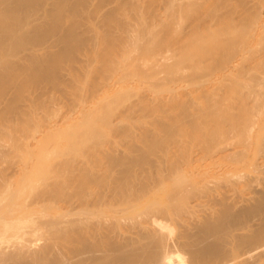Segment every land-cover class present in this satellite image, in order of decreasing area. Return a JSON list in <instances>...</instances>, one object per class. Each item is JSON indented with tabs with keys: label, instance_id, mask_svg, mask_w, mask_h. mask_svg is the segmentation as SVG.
<instances>
[{
	"label": "bare ground",
	"instance_id": "1",
	"mask_svg": "<svg viewBox=\"0 0 264 264\" xmlns=\"http://www.w3.org/2000/svg\"><path fill=\"white\" fill-rule=\"evenodd\" d=\"M158 1H151L150 10L146 9L148 1L144 3L147 16H143V0H110L93 13V22L87 27L91 32L104 26L106 32L94 33L86 44L73 28V20L86 13L79 7L82 0H0V264H264V150L250 153L251 143L247 144L264 113V79H259L263 86L258 84L256 89L251 82H244L250 86L246 91L247 85L236 82L235 75L233 79L236 70L241 71L238 67L224 72L227 76L211 87L206 76L202 75L204 80L199 77L209 70L202 62L216 60L221 52L225 59L228 54L219 48L230 50L233 33H241L237 34L240 25L237 28L233 25L237 22L228 19L221 23L225 25L222 35L232 39L221 41L219 35L220 39L214 40V32H210L218 23L214 12L226 8L227 0H215L221 7L216 4V9L204 6L203 10L194 0ZM191 5L202 13L194 10L198 16L195 25L188 23L190 29L182 21L197 15ZM207 8L211 9L207 12L213 11L211 15L205 12L210 27L208 19L200 18L208 17L202 16ZM176 11L180 19L184 15L179 28L174 23L179 18L174 19ZM72 13L74 16H69ZM213 13L214 18L210 17ZM218 13L224 14L223 10ZM197 18L206 22L203 27L207 30L199 27L202 23L198 20V25ZM114 25L120 33L115 54L94 66L95 71L104 76L106 69L118 64L124 68L134 58L136 69L130 68V63L127 71L139 68L148 84L156 86L152 89L160 91L161 87L168 89L164 82H174L181 69L199 63L203 71L190 74L191 81H205L208 88L176 89L152 102L153 98L147 100L150 95L141 94L137 104H128L119 114L114 106L121 100L103 97L79 109L73 106V116L49 122L48 129L45 124L43 133H30L38 117L31 112L30 103L15 106L9 99L15 84L58 85L63 70L74 66L63 64L70 57L77 59L82 45L83 52H110L107 33ZM133 52L137 57L132 58ZM122 68L121 76L128 73ZM79 70L83 71V66ZM241 74L238 72L239 77ZM97 83L95 87H99ZM241 89L250 95L246 97ZM153 90L144 91L150 94ZM54 99L46 102L44 113H49ZM65 117L81 124H75L76 129L72 122L65 132ZM3 122L17 130L2 132ZM104 129L109 133L127 129V139L134 135L137 140V156L124 170L118 169L116 148L104 151ZM142 129L163 130L165 135L158 140L150 130ZM227 129L232 135L227 136ZM152 156L160 159L161 165L147 171L144 166L154 163L149 161ZM133 167H142L141 176H131Z\"/></svg>",
	"mask_w": 264,
	"mask_h": 264
},
{
	"label": "rangeland",
	"instance_id": "2",
	"mask_svg": "<svg viewBox=\"0 0 264 264\" xmlns=\"http://www.w3.org/2000/svg\"><path fill=\"white\" fill-rule=\"evenodd\" d=\"M151 1H154V0H143V2H141L143 4V5L140 4L142 6L141 12H142L143 16L144 15L147 16L146 13H145V12H147L146 9L150 10L151 7L154 5V3L152 4ZM157 1L158 0H155V3ZM161 1H163V0H161ZM161 1H158V2H161ZM195 1H198L197 5H198L199 8H201L203 6L201 10H203L204 6L206 8L208 6L210 7V6H213V5L217 4V3H215V0H210V2L211 1L213 2V3L211 2L212 4H210L209 0H204L205 5H202L204 3H202L201 1H203V0H194V2ZM199 1L201 2L200 4H199ZM218 1L221 2V1H224V0H217L216 2H218ZM146 2H147L148 5H146V9H145V4L144 3H146ZM220 2H219V6L217 4L218 7H221L220 6ZM226 2H228L227 4L230 5V6H227ZM109 3H110V0H82V2L80 3L79 7L85 9L86 13H85V16L84 15L82 16V18H80L81 14H79L78 18L73 20V24L75 25L73 28H75L77 30V32L80 35V39L84 43L90 44V37L93 36L94 33L96 35H102L103 31L106 32L107 28L104 27V26H101L99 29H96L95 31H91V32L87 31V27H89L91 25V23L93 22L92 21L93 13L96 10L101 9L102 7L106 6ZM224 3H225L226 8L223 6V4H221L224 7V9L223 8L219 9L216 6V8H217L216 11L217 12L216 11L214 12L215 16L217 18L216 21H218L219 25L221 23L223 24L224 20H227V19L230 20V21H233V22H237V24L233 23V25L235 27H237V28L240 25L238 30L240 29L241 31H237V34L239 32H241V33L243 32L244 34L240 33L241 35L240 34L235 35L236 33H233L234 34V38L232 36L227 37L228 34H226V33L223 34L224 35L223 36L222 35V32L224 30L222 28L223 25L221 24L220 29H218L219 25H218V23H216L215 19H213L212 23L215 21V23L217 24V25L216 24L213 25V27L216 26L214 29L215 30L217 29L218 32H216L217 30L215 31L214 29H212V31H210L211 30L210 29V30H208V32L210 31L212 34L214 32V34H213V35H215V37L213 36L214 40H216V39H218L220 37L222 39H220V38L219 39L221 41L222 40L224 41V40L230 39V37H231V39L233 38L232 39L233 41L232 42L230 41V42H231V44H233V42H234V44L231 45L232 47H230L231 48L230 50L226 48L227 46H225V48H223V47L219 48L220 49L219 51H223V54H225L224 52H226V54H228L225 59H224L223 55H220V54H222V52H221L220 54H217V57H216L217 59L216 60H214L215 59L214 58L212 60L208 59V61H206L205 63L202 62V67L207 68L209 70L207 72H205V73L203 72L204 74H201V76L202 75L206 76L205 79H207V82L209 83L211 81L212 84L211 83L208 84L205 81L204 82L201 81L204 76H202V77L199 76L201 78V80L199 82L205 83V85L208 84V86L211 87L213 84H216L215 82H218L219 80H221V79H223V78H225L227 76V75H225L227 73V70H228V73H230L233 70V67H234V69L236 67H238L236 69L241 70L243 73L241 71H238L239 74L242 73L241 74L242 76L239 77L238 76V72L236 70V73L233 74V76L234 75L236 76V82H240L242 86L244 85V87L249 82H251L254 86L256 85L255 88H254V89H256V88H258V84L259 85L262 84L261 80L264 79V72L263 71H262L263 73L260 72L261 70H264L263 69L264 68V62H263L264 61V0H261V1L260 0H231L230 2L227 0V1H224ZM72 4H73V2H70V6H72ZM195 4H196V2H195ZM192 5H191V7H192ZM197 5H195V6H197ZM147 6H148V8H147ZM169 7L171 8L170 4L168 5V10H170ZM193 7H192V9H193ZM213 7L211 9L215 10L216 8L214 7L215 8L214 9ZM196 8L197 7H194V9L192 10L193 14L195 13V11H196L195 9ZM199 8H197V11L199 12V13L198 12L197 13L201 15L202 12H200ZM227 8H228V10H227ZM182 9H183V7H182ZM182 9H181V11L179 9L180 13L182 12ZM211 9L210 8H207V10L205 9L203 11L204 14H202V16L203 15L205 16L206 14L211 15L213 11L211 13L207 12V11H209ZM220 10L221 11L223 10V13H224L223 16L221 15L222 12L218 16V14H219L218 11H220ZM226 10H227V12H226ZM258 11H259V14H258ZM191 12H190V17L193 16V15H191L192 14ZM205 12H206V14H205ZM230 12L234 13L232 15L233 18L230 17V15H231ZM176 13H177V11H176ZM180 13H177V16L175 14L174 19H175V17L176 18L179 17ZM214 13H213V16H210V17L214 18ZM216 13H218V14H216ZM227 13L228 14L230 13V15L228 16ZM236 13H238V15H236ZM182 14H184V12H182ZM182 14H181V17L183 18L184 15L182 16ZM196 14H194V15H196ZM198 14L196 16H194L193 20H191V18H193V17H191L190 19L189 18L187 19L188 16L186 14L187 17H185V19H186L185 23H184V21H182V24H184L185 27L187 25H188V27H190L189 24H191V26L195 25V21H196L195 19L198 16ZM225 14H226V16H225ZM209 15H206L208 17H201L200 16V18L203 19V20L208 19V21L206 20L207 24H206L205 21H203V22L210 27L211 20H209L210 19ZM241 15H242V17H241ZM243 15H245L244 18H243ZM69 16H74V15L72 13ZM234 16L237 17V19ZM229 17H230V19H229ZM182 18L180 19V17H179V18L175 19L174 23L176 25V28L181 27L182 24L180 25L179 22H181V20L184 19V18L183 19ZM231 18H232V20H231ZM30 20H31V16H29L28 19L25 20V24L29 25ZM67 20H69V19H67ZM189 20H190V22H188ZM198 20L200 22V19L197 18V22L196 23H198V25H199ZM191 21H192V23H194L193 25H192ZM220 21H222V22H220ZM177 22H178V24H177ZM203 22L202 21L200 22V23H202L201 24L202 26L200 25L199 27H202L204 29L206 27H203L205 25V24L203 25ZM70 23H71V21H70ZM73 24L71 25V27L73 26ZM198 25H196L197 28H198ZM241 25H243L244 31H242L243 28H242ZM184 26H182V29H183ZM185 27H184V29H185ZM115 28H117L116 25L113 26V31L107 33L108 34L107 40H108V44H109V47H110V52L109 53H101L100 52V53H97V54L96 53L94 54L93 52L87 53L86 51L83 52V45H82L80 51L75 56V57H77V59L70 57L69 60L66 61L67 64H63V65H67V66H73V65L74 66L72 68L66 67L63 70L62 75L60 77L61 80L58 82V85H57V83H55V84H33V83L23 84V83H21L19 81L15 84L14 90H13V94H12L11 98H9V99H11L12 101L15 102V104H14L15 106H18V105L20 106V105L25 104V103H30V105H31L30 109H32L31 112H33L34 114L36 113L35 115L38 117L36 119V121H33V123L31 124V127L29 129L30 133H32V134H40V132L43 133L44 132L43 130H46V128L44 129L45 124H46L47 129H48V126L50 127V125L53 122H55L56 119L58 121L59 117L64 118V116H67L68 114H70V115H68V117L73 116L74 112L71 115V112H72L71 109H74V108L76 109V107H78L77 109H79V108L83 107L84 105H86L87 103H94L95 101H97V99L100 100L102 98L101 100H103V97H104V99H108V97L111 98L112 96H114V97H116V98L113 99L114 101H116L117 98H119L117 100H121L120 101L121 102L120 105L118 103H116V105H118V106H114L115 110L117 109V114H119L120 111L123 112V109H125V107L128 104L130 105V103H132V105H133V103H135V101L136 102L140 101L139 98L141 97L140 96L141 94H143L142 97L143 96L146 97V96L150 95L148 97V99L147 98H145V99L149 100V98L150 99L153 98V99H151V102H152V100H155V99L157 101V99L159 97H162L163 95H164V97H166V95L167 96L170 95L172 92H175L176 89H177L176 91L191 92L193 89L199 91V89L202 86H203V89L206 88V87L208 88L207 85L204 86V84H201V83L199 84V82H196V84H195V83H193V81H191L192 79L190 78V76H191L190 74L196 73V75H200V73L203 71L202 68L200 69L201 65L199 63H197L195 65H189V66L184 67L183 69H181L178 77H176V79H175L176 82H175V80H174V82L173 81L170 82L172 85H174L173 88L171 87L172 86L171 84H166V81H165L163 86L166 87V88L168 87V89H164V88L162 89V87H161L162 92H161V90L160 91L158 90L160 88L155 90L156 86L155 85H151L152 82L150 83V85L148 84L147 78L144 79L145 78V77H143L144 74H143L142 71L140 72L139 68H137L136 71L132 70V69H136V68L133 67V65L135 66V64L134 63L132 64V61L134 59L133 55H135L134 52L131 55L133 59L129 63L127 62V66L130 63L132 64V66H130V68H132L131 72H128L129 70L127 71V68H126L127 66L124 67V68H126V69H124V68H122L124 65L121 67V65H119V64L115 65V67L113 69H111V70H107L106 69L105 71L107 72V75L105 74L104 76L101 73L95 71V69L97 68L98 64L100 65L105 60V58L109 57L110 55L113 56L115 54V50L117 49V38L120 37L119 36L120 33ZM237 28H235V29H237ZM190 29H191V27H190ZM188 30H189V28H188ZM205 30H207V28ZM116 31H117V33H116ZM205 32H207V31H203V34H207ZM210 32H209V35L207 34L208 36H211ZM224 32H225V30H224ZM225 35H227V36L225 37ZM56 38H53L52 40H55ZM228 48H229V46H228ZM58 49L60 51L61 47L58 48ZM226 49H227V51H225ZM219 51H218V53H219ZM8 52H9V50L6 51V54H8ZM137 54H139V53H137ZM218 55H219V57L221 56L220 57L221 61H219V62H217L218 61ZM135 56L137 57V55H135ZM254 56H256V57H254ZM71 60H73V61H71ZM82 60H83V62H82ZM76 62H78V63H76ZM79 64H80V66H79ZM137 65L135 67H137ZM78 66L79 67L83 66V71H80ZM94 66L96 68H94ZM229 66H230L231 70H229L230 69ZM261 66H263V67H261ZM142 67L145 68V70L147 69L145 66L141 65V69H143ZM244 67H246L247 69L246 68L244 69ZM121 68H122V70L124 69V72H126V71L128 72V73H125V74L123 73V75H127L126 76L127 78L124 76L126 78V80H125V78H123L122 81L119 80L121 77H123V75L121 76V74L123 72V71H121ZM138 70L140 72L139 76H138V74H139ZM145 70H143V71H145ZM76 72H78V74ZM120 72H121V74H120ZM136 72H138V73H136ZM224 72H226V73H224ZM244 72L245 73L247 72V73L244 74ZM99 74H101V75H99ZM243 74L245 76H243ZM256 74L257 75L259 74V75L256 76ZM196 75H194V76H196ZM235 76L233 77L234 80H235ZM250 76H251V78H249ZM70 77L72 78V80H71ZM186 77H187V80H186ZM188 77L190 79H188ZM192 78H193V76H192ZM252 78H255V80L258 78V83H256L257 80L255 81ZM65 79H67V81ZM111 79H113V80H111ZM195 79H197V78L195 77L194 80ZM215 79L216 80L218 79V80L216 81ZM259 79H261V80H259ZM107 80H108V82H107ZM110 80H111V83H110ZM115 80L117 82H119V83L112 82V81H115ZM203 80H204V78H203ZM64 81L67 82V83H65ZM190 81L192 82V84L194 86H192ZM246 81H247V84L244 83ZM97 82H99V83H97ZM100 82H101V84H100ZM106 82L110 86H108L107 84L105 85ZM167 82L169 83L168 80H167ZM96 83H97V85L99 87H97V86L95 87ZM112 83L115 86L117 84V87H113V86L111 87ZM251 83H249V84L252 85ZM130 84L133 85V86H131ZM175 85L176 86L178 85V86L176 87ZM182 85H183L184 88L182 87ZM187 85L190 88H188ZM129 86H130V88H129ZM149 86H151V88ZM152 86L155 87L154 90L152 89ZM248 86L249 85H247V88L245 87L246 91L249 90ZM262 86H263V84H262ZM66 87H68V89H72V90L66 91L65 90ZM145 87L147 88V90L149 92L150 91L152 92V90H153L155 93H150L149 94V92H145V91H147ZM93 88H94V91H93ZM96 88H97V91L95 90ZM195 88H198V89H195ZM173 89H174V91H173ZM203 89H200V90H203ZM252 89H253V86H252ZM263 90H264V86H263ZM170 91H172V92H170ZM242 91H243V89H241V92ZM246 91L244 90L242 93L244 94ZM157 92L159 93L158 94L159 96L155 95ZM251 92H252V90H251ZM245 94H246V97L250 95L248 92H246ZM247 94H249V95H247ZM105 97H107V98H105ZM52 98L53 99L54 98L55 99L58 98V99L57 100L54 99L53 104H52V106L50 108L51 110H49V113L48 112L44 113V111L42 109L47 107V106H45L46 102L50 103L49 100L52 99ZM160 99H162V98H160ZM124 100H125V102L122 103ZM54 104H57V105L54 106ZM135 104H137V103H135ZM73 106H74V108H73ZM114 107H113V110H114ZM67 111H69V112L67 113ZM64 112L66 113V115H64L65 114ZM262 114H264V113H261V115H260L261 116V119H260L261 122L257 125L258 128L256 127V129H254L253 132L251 133V137H252L250 139L251 142L247 143L248 147H249V145L251 143V145H250L251 147L249 149L250 151L248 150L250 153L252 151L256 152V151H263L264 150V146L262 148V145H264V115H262ZM43 116H44V119L41 118ZM62 118H60V119H62ZM67 118L65 117L67 125L64 124V126H63L64 128H65V126H67L65 128V130H63L65 132L68 131L67 130L68 128L70 129L69 126H71L72 122H75V123L72 124V126H75V124L77 126L81 124V121L78 124V122H77L78 120L74 121L72 117H71V119H67ZM148 119L150 120V118H148ZM148 119L146 121H148ZM43 120H44L45 123L43 122ZM65 120H64L63 123H65ZM144 121H145V119H144ZM3 124H5V122H3ZM4 126H5V128H4V130L2 132L6 131V133H10L12 131L17 130L13 124L7 123ZM75 127H72L71 131ZM59 129H63V128H59ZM76 129H77V127H76ZM126 130L127 129H118V130H113L112 132L109 133L108 129L107 130L104 129L103 132L105 131V133H103L104 136H102V138L105 137L104 148H106V149L104 151H107V150L108 151H110V150L112 151L113 147H114V149L116 148V150H113V152H114V154H116L115 158L118 161V163H117L118 164V169H122V170H124L123 168L126 167V165L129 164L133 160L135 155L137 156V154H136L137 152L136 153L134 152V146L137 144V140H136L135 136L133 135V137L129 141L127 139L128 134H127ZM134 130H136L137 132L140 131V129H134ZM142 130H145V132H146V130L147 131L150 130V132H152L151 134L153 135V138L158 139V140H160V138L162 139L164 137V135H165V134H163L164 133L163 130H161V131L157 130V129H142ZM227 130H228V132H226V133H228L227 136L228 135H232L230 133L231 130L230 129H227ZM59 140H62V138H59ZM103 140H104V138H103ZM138 146H140L142 148L141 144H138ZM109 147H110V149H108ZM150 152H153V150H151ZM81 159L84 160V158H81ZM159 160L160 159H157V161H156L153 156L150 157L149 161H153L154 163L152 165L144 166L145 170H147V171H155V170H152V168H158V167L160 168L161 164L159 165ZM133 165H136V163H133ZM141 169H142V167H133V169L131 170V176L133 178L141 176V174H142L141 173Z\"/></svg>",
	"mask_w": 264,
	"mask_h": 264
}]
</instances>
